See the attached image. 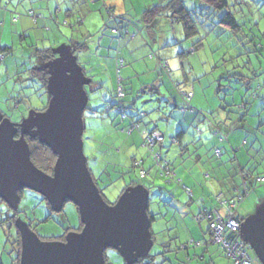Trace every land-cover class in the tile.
<instances>
[{
  "label": "rangeland",
  "instance_id": "rangeland-1",
  "mask_svg": "<svg viewBox=\"0 0 264 264\" xmlns=\"http://www.w3.org/2000/svg\"><path fill=\"white\" fill-rule=\"evenodd\" d=\"M12 1L14 3L10 9L13 10L15 7L24 14L25 10L29 8L27 7L30 5L29 1H31L32 8L39 6L36 0H23L21 3H18L17 0ZM102 1L95 0L100 9L103 6ZM183 1L187 8L196 5L198 12L210 17L203 24L197 25L200 32L205 33L202 47L194 53L183 56L179 53L188 50L192 40L184 39L183 29L178 22H169L164 17L156 18L150 32L147 34L145 31L143 32L145 37L138 32L136 38L132 35H123L122 41L120 40L122 35L111 33L112 27L116 28L120 25L118 17L110 19L106 25L101 24L104 20L103 17H106L105 7L100 10L101 12L93 10L91 14H88L83 26L77 25L71 28L63 20L62 17L65 16H61L59 12L55 14L61 22L58 23L54 18V21L50 20L48 27V24L42 25L41 18L36 17L39 19L37 24L33 23L31 18L32 21L28 22L25 27L26 31L17 34L11 32L12 26L9 21L3 34L1 33L0 46H8L12 50L8 53L0 52V114L13 122L20 121L27 116L30 110L41 109L46 104L47 94L42 90L37 77H30L34 76L35 65L42 61V55L36 50L50 48L53 50L54 56L58 57L62 47L68 45V35L76 40L82 33H85L86 36H90L87 33L92 34L88 38V40L91 39L90 50L81 52L79 59L83 63L89 62L88 65L83 64L87 73L93 74V80L103 83L104 87L94 92H88L87 108L84 111L86 116L84 125L87 129L82 135L83 153L87 158H96L95 165L94 160L88 162L96 176L97 170L99 172V169L103 168L101 164L109 162V175L104 173L102 178L98 179L105 198L109 202H114L117 199L121 189L126 187L123 177L128 181L130 176L131 180L150 187L148 211L154 214L150 230L155 239L150 255L154 256V264H234L217 243L203 244V240H209L207 221L203 219L198 225L194 217L192 219L191 213L195 210L196 205L186 204L189 195L181 186L193 190L194 204H196L199 195L206 197L208 188L209 191L213 189L207 183L213 182L217 187L220 186L222 190H227V193L232 195L239 186V175L235 172L236 164L230 162V158L225 161L226 154H223L221 159L215 158L210 152L209 146L206 147V145H202L203 148L198 149V155L193 153V150L201 144L194 128L203 117L221 126L223 130L229 126L228 122H225V118L236 114V111H233L234 107H228V112L224 110L225 107L220 108L224 106V103L238 105L247 102L248 111L255 103L249 113L252 116L245 115V120L252 126V129H247V132L243 133V138L247 139L248 144L244 145L241 140L239 141L242 150L237 154V157L240 158L252 146L255 148L260 144L264 145V107H256L258 104L256 101L261 94L253 99L250 97V92L256 83L261 85V90H264V0H243L242 4L230 7L236 12L235 16L238 22L240 24L245 22V26L242 27L245 36L231 35L230 31L221 25L214 26L212 24V22H217L223 11L203 9L204 6L200 0ZM163 2V0H109L105 3L106 7L114 8L115 14L126 13L120 17L128 20L130 25L140 26L142 24L141 12L145 8ZM95 14L96 16H94ZM194 17L197 21L202 19L196 15ZM86 28L90 32L86 33ZM127 30L130 33L135 31L130 26ZM137 31H139L138 28ZM5 39L10 42L3 43ZM97 42L99 43L98 47ZM254 46L260 49V52H253ZM165 60L169 68L168 71L162 70L159 66V62ZM118 61H121V64ZM234 74H243L247 78L244 81L238 80ZM126 78L129 79L120 85L124 89L127 88L123 100L127 103L133 101L132 112H135L136 115H144L140 127L133 129L132 133H129L128 130L120 131V133L115 127H113L115 131L106 130L104 121L107 119L101 118L99 115H105L103 110L109 106V101L117 100L112 97V93L116 90L119 80ZM175 83H181L179 87L181 91H193L194 96L190 99L192 110L180 111L182 100L177 94V88L174 87ZM92 110L95 111L92 112ZM111 112V118L116 126L120 129L124 127V122L121 119L122 112H118L117 109H112ZM123 112L127 114L131 110ZM238 116L239 114L235 117ZM154 125L158 126V130L165 134L166 141H163L165 146L161 147V153L172 161L175 179L179 180V184L173 181L171 184H167L166 177L159 173L154 165L148 168L146 178L142 180L137 173L140 167L135 168L134 171L129 168V159L133 154L145 156L144 168L146 170V167L152 164L149 152L142 144L140 130L151 129ZM199 126L202 128L200 123ZM181 128L184 130V141L190 142L188 150L183 152L179 151L183 141L180 145L169 142L171 136ZM201 128L200 130H202ZM258 128L260 130L254 136ZM127 133L131 139L136 141V144L131 140L126 142L125 134ZM109 140L114 141V148L110 151V155L101 152ZM120 145L123 149L118 151ZM256 160H260L257 172L264 175V161L261 163L260 158ZM111 163L116 165L111 166ZM128 169L130 171L126 173ZM216 169L225 171L224 177L219 175H215V177L213 173ZM123 172L124 175H122ZM205 174L211 178L205 179ZM253 179L255 180V176ZM18 194L20 200L16 208L17 218L28 223L31 230L42 240L65 236L68 232H75L79 228L78 211L72 202H65L60 212H53L38 193L23 188ZM263 200L264 182H259L257 179L250 192L238 203V215L244 218L253 213L256 206ZM9 214L7 205L1 203L0 217L5 218ZM48 216L49 218L44 221ZM188 221L189 224H185ZM66 228L70 229L66 232ZM14 233L13 228L7 230V225L3 228L0 227V262L2 264H13L14 249L17 248L13 241ZM190 240L199 241L200 245L190 244L186 249L180 248L181 243H187ZM164 242H167L170 252L162 255L159 253L163 250ZM175 246L180 249L176 250ZM186 250L190 251V257L186 256ZM104 253L110 264H124L123 258L116 250L107 248Z\"/></svg>",
  "mask_w": 264,
  "mask_h": 264
},
{
  "label": "water",
  "instance_id": "water-1",
  "mask_svg": "<svg viewBox=\"0 0 264 264\" xmlns=\"http://www.w3.org/2000/svg\"><path fill=\"white\" fill-rule=\"evenodd\" d=\"M61 50L46 64L45 108L30 110L18 122L0 114V199L16 210L18 190L27 188L41 195L53 212L70 201L82 227L63 240H42L17 219L19 264H106L107 248L116 250L124 264H135L147 259L153 246L149 191L135 184L126 186L112 203L102 197L83 153L82 114L90 79L76 56L67 48ZM25 137L36 138L56 155L51 174L33 164ZM239 235L264 264V200L241 220Z\"/></svg>",
  "mask_w": 264,
  "mask_h": 264
},
{
  "label": "trees",
  "instance_id": "trees-1",
  "mask_svg": "<svg viewBox=\"0 0 264 264\" xmlns=\"http://www.w3.org/2000/svg\"><path fill=\"white\" fill-rule=\"evenodd\" d=\"M22 1L23 0H20L19 3H21ZM39 1H41V0H39ZM163 1L164 2L162 4L158 3L156 5H153V6H150L148 8H145L141 12V14H140V20L147 26L146 27L147 30L148 29L150 30L154 26L155 20H156L157 17H164L169 22H178L181 25L182 29H183L184 39H186L187 41L192 40L189 49L186 50V51L180 52L179 55H182L183 56L185 54H189V53L196 52L197 49H199L200 47H202L203 38L205 36V33L204 34L201 33L200 32V28L197 25L203 24L204 21L205 20H209L210 17L207 16V15H204L202 12H198L196 5H194L191 8H187L185 6V3H184L183 0H163ZM200 1L203 4L202 6H204V7H202L203 9L206 8V10L207 9H210L212 11H217V10L218 11H223V13L218 17L217 22H214V23L212 22V24L214 26L217 25V24L218 25H221L223 28L229 30L231 35L241 34V35L245 36V34L242 31V27L245 26V22H243V23L240 24L238 22V19L235 16L236 12H234L233 10L230 9L231 6L242 4L243 0H200ZM236 2H237V4H236ZM29 3H30V5H28L27 7H29L30 10L29 9L25 10V14L23 12H16L15 11V15L12 17L13 18V21L18 20L19 17L21 16V14H23V15H27L30 18L34 19V22L36 23L37 19H36V15L34 14L33 10L31 9L32 8L31 1H29ZM1 5L2 4L0 3V7H1ZM2 7L5 8V4L2 5ZM210 10H208V11H210ZM238 11L240 12V10H238ZM70 12H71L70 9L62 10V15L65 14V15L68 16L70 14ZM55 13H57V12H55V10H53L51 12V14H50V15H52L51 17L53 19L55 18V15H56ZM107 13H108V15H114V13H113V11H112L111 8L109 9V11L106 12V14ZM195 15L201 17L202 19L200 21H197V19L194 17ZM75 20L76 21L73 22L72 24L68 22L67 25H70V28L73 27V26L81 25L82 18L79 17V18H77ZM127 24H130V23L125 22V25H123L121 28H117V27L114 28V27H112L111 28V33L112 34H120L122 36L123 35H129L128 34L129 31L127 30V28L129 26ZM87 34L90 35V36L92 35V34H89V33H87ZM90 36H83L79 40H75V41L72 40L70 38V36H68L67 37L68 38V41H67L68 45L67 46L64 45V47H62V48L69 49L76 56L77 62H78L80 60L79 58L81 56L80 55L81 52L83 53V52H85V50L89 49V45H88L87 42H88V38ZM11 50H12L11 47H8V46L1 47L0 46V52L1 53L2 52L8 53V52H11ZM36 51H38L42 55V61L38 65H35V69L33 71L34 76L31 75L30 77L31 78H35V76L37 77V81L41 85L42 90H44V93L47 94V101H48L49 94L46 91V80H47V77H48V72H47L46 64H47V62L50 59L54 58L55 56L53 54V50L50 49V48L39 49V50H36ZM252 51L253 52H260V49H258V48H256L254 46V48L252 49ZM159 66H160V63H159ZM161 69L162 70H165V71H168L169 68H165V69L164 68H161ZM28 70H31V69H28ZM82 70H83L84 74L90 79L88 85L85 86V89L87 91V95H88V92H94V91L100 90V89H102L104 87V84L103 83L97 82V81H94L93 80V76L94 75L93 74H90V73L88 74L87 71H86V68L82 67ZM254 74H256V73H254ZM234 76H236V78L238 80H243V81L247 78V76H244L243 74H234ZM128 79L129 78L119 80V82H118V84H117V86L115 88L116 90H114V93H112V97L117 98V100H115V101H109L107 99V102L109 101L110 104H109V106L107 108H105L103 110V114H105V115H99V117L104 118V119H107V118H111L112 117L111 116L112 115V112H111L112 109H117L118 112H120V113L122 112L121 114H123L124 117L122 118V116H121V119L124 122V127H122L120 129L114 123L113 118H111V120H110L111 123H113L112 124V128L115 127V129L116 130H119V132L120 131H124V130H129L132 127L133 123L134 124L137 123L138 125H140L141 119H142V114L136 115L135 112H132V109L134 107L133 106V101H130L129 103H127V102H125L123 100V98H124V96L126 94L125 91L127 90V88L124 89L123 86H120V85H123L122 82H125ZM128 83H130V81H128ZM180 84L181 83H175L174 84V87L177 88V94L180 97V99L182 100V105L180 107V110L183 111L184 107L187 108V109H191L190 106H189V104H188V102H189L188 100L189 99L186 97V94L188 92H192V94H193V91H190V90H188V91H181V90H179L180 89L179 88L180 87ZM119 87L122 90V96H119V94H118V88ZM152 87L155 88L154 85H152ZM261 88H262L261 85L256 83L253 86V90L250 92V97L252 99L253 98H256L257 96L259 97V92H260ZM224 102H225V100H224ZM46 104H47V102H46ZM46 104H44L41 109H44L45 106H46ZM241 104H242V107H241V109L237 108V113H240V116H241L240 117V121H243L244 118H245V115H247L248 103L247 102H244V103H241ZM235 106H237V104H233V103H231V104H227V103L224 104V107L227 110V112H228V109H227L228 107H235ZM174 107H176V105H174ZM86 108H87V105H86L85 109L83 110V114H82L83 127H84L83 133L87 129L85 127V125H84V118L86 117L84 115V111L86 110ZM33 110H37L38 111L40 109H33ZM124 110H131V112H128V113L126 112L127 114H125L123 112ZM94 111L95 110H92V112H94ZM134 129H139V128H134ZM106 130H109V129L107 128ZM112 130H114V128ZM143 130H145L147 132H150V131H153V130L156 131L153 128H151V129L144 128ZM141 131L142 130H140V134H141V137H142ZM182 133H183V131L176 132V134L173 137L170 138V142H171V140L172 141L179 142V139H180V136H181ZM220 134H223V133H220ZM223 136H225V135H223ZM25 138H26L27 143H28V146H29V152H30L29 155H30V159L33 162V164L37 168H39L40 170H42L43 172L48 173V174H51L52 173L53 164H54V161L56 159V155L45 144L38 142V140L36 138H33V139H30V138H27V137H25ZM163 140H164V138L162 139V141L155 143V145H157L156 148H160ZM109 141L111 142V143L110 142L109 143L111 145H113L114 141L113 140H109ZM142 143H143V137H142ZM244 143H245V139L242 140V144H244ZM147 151L149 152V156H150V158L152 160V162H151L152 164H150L149 167H146L147 170L146 169H144V170L145 171H148V168H150L152 165H154L157 168V171H159V173H161L162 170L156 164V160H155V158H153L154 156H153L152 152L149 151L148 149H147ZM101 152H103V150ZM107 154L110 155V153H107ZM217 157H219V156H217ZM89 160H94V165H95V163L97 162L96 161V158L95 157L94 158H92V157L91 158H87L86 157L87 167L89 168V171L91 173V176L93 178V181L97 185V187L99 189V192L101 193L102 197L108 203H112V202H109L105 198V196L103 194V188H101L99 186V184H98V181H99L98 179L102 178V175L104 173H106L107 175H109L108 174V172H109L108 171V163L109 162L108 163L103 162L101 164L103 166V168L101 167V169H99V172L97 170V176H96L94 174V172H93V169L90 168L89 165H88ZM130 161H131V164L129 165V168L132 171H134L135 168H139V167H141L143 165V163L141 161L136 162V160H135V158L133 156L130 158ZM230 161L232 163L236 164L235 171H236V174L238 173L239 174V177H240V182H239L238 190L236 189L237 190L236 191L237 193H236L235 196H237L238 194H244V193L247 195L250 192L251 188L254 186L251 182H254L255 183L256 180L258 179V177H255V180L253 179L254 177L251 179V177L253 176V172L250 171L247 168H241V166H239V161L236 158L235 154H233V158L230 159ZM143 162H144V160H143ZM110 165L111 166H114L116 164L115 163H111ZM168 168H169V170L172 173H174L172 161H170V160H168ZM130 169H128V171L126 173H129ZM119 173H121V172H119ZM122 175H124V172H123ZM139 178L141 180L142 179H145L146 178V175L144 177H142V178L141 177H139ZM172 181L173 182H176V183L178 182L177 180L175 181L174 175L172 176V178H165V182L167 184H171ZM243 181H246V183H247L246 188L243 187ZM123 182L125 183L126 186L127 185H135V184H138L139 183V182H137L135 180H131L130 176H129V180L128 181L125 180L124 177H123ZM142 185L145 188H147L148 191L150 190V187H148V186H146L144 184H142ZM183 187L185 188V186H183ZM123 189L124 188L121 189L120 193L123 191ZM19 191L20 190H18V193H19ZM222 194H225L224 191H222ZM210 196H211V194L209 193L208 198ZM43 200H45V199L43 198ZM148 200H149V198H148ZM197 200H196V202H197ZM1 203H4V201L2 199H0V204ZM46 204L48 205L47 202H46ZM6 205H7V209L9 208V209L13 210L8 204H6ZM148 207H149V202H148ZM197 209H198V207H197ZM147 211H148V209H147ZM13 212H17V210H13ZM148 215H149L150 221L152 222L154 220V214H151L148 211ZM48 218H49V216L47 218H45L44 221H46ZM10 219L11 218H8V217L7 218L6 217L5 218L0 217V227L3 228L5 225L9 226L10 223L8 224V222L10 221ZM242 219L243 218H241V220ZM81 227H82V224L80 222V226H79V228L76 231H79ZM69 229L70 228H66V232ZM7 230L9 231L8 227H7ZM14 234L15 235H14L13 241H15V243L17 245V248H15L16 249L15 250V256H14V259L12 260V263H16L17 264L19 262V254H20V239H19V233H18V230L17 229L15 230V233ZM48 239H50V240H63L64 239V235L63 236H56V237H52V238H48ZM152 239H153V245H154L155 239H154L153 234H152ZM13 241H12V243H13ZM162 246H163V250L159 254L164 255L167 252H170V248H168L167 243L164 242L162 244ZM175 247H176V250H178V246H175ZM104 257H105L106 264H110L108 262L106 256H105V253H104ZM153 257L154 256L150 255V253H149V257L147 259L138 260V262H136L135 264H149V263L154 264ZM0 264H2V263L0 262Z\"/></svg>",
  "mask_w": 264,
  "mask_h": 264
},
{
  "label": "crops",
  "instance_id": "crops-1",
  "mask_svg": "<svg viewBox=\"0 0 264 264\" xmlns=\"http://www.w3.org/2000/svg\"><path fill=\"white\" fill-rule=\"evenodd\" d=\"M19 1L17 0L18 3H19ZM36 1L38 2V5L39 6H37V8H31V9L33 10V12L36 15V17H38L39 19L40 18L42 19V23H43L42 25L48 24V27H49L50 20H53V18L51 17L52 15H50L53 8H55V12H59V13H61V16H63V15L65 16V17H62V18H63L64 21H66V24H68V22L69 23L75 22L76 21L75 19H77L79 17L82 18V20H81L82 21V23H81L82 26L85 24V21L87 20V15L88 14H91V12L93 10H95V11H98L99 10V12H101L100 10L105 7L106 12L109 11L110 8L112 9L113 13L115 11L114 8L111 7V6L106 7V3L105 2H108L109 0H103L102 1V3H103L102 5L103 6L101 7V9L98 7V5H96L95 0H41V1L36 0ZM0 3L2 5L5 4V8H3L2 5L0 7V44H1V42H2V35H1V33L3 34L4 30L7 27V23L9 21H10L9 23L12 26L11 32L17 34L19 32L26 31L25 27H27L28 22H31L32 20H31V18L29 16L21 14V16L19 17L18 20L13 21V18L12 17L15 15V11L16 12H19V10L17 8H15V7L13 8V10H11L12 9L11 8V5L14 3V1H12V0H0ZM25 3L27 4L28 2H25ZM44 3H45V5H44ZM67 9H70V11H71L70 14L68 16L65 15V14L62 15V10H67ZM114 15H108V13H107L106 14V17L105 16L103 17L104 20H103V22H101V24H105V25L108 24L110 22V19H114V17L115 18L116 17L120 18L119 21H118V23H120V25H118L117 28H121L123 25H125V22H128V20L122 19L123 17H120V15L121 16L126 15V13H121V14H115L114 13ZM94 16H96V14ZM39 19H37L36 24L38 23V20ZM55 20L58 23L60 21L57 15H55ZM33 23H35L34 22V19H33ZM127 25L130 26V27H132L135 30L133 33L128 32V34L130 36L132 35V37L134 36V38L137 37L136 34L138 32L140 33V35H143L144 37H145V35L143 33L144 31H145V34H147V32H150L149 29L148 30L146 29L147 26L143 22H142V24L140 26H137V24H135L133 26L130 25V24H127ZM137 28L139 29V31H137ZM85 30H86L85 31L86 33L87 32H90V30H88L87 28ZM83 36H86V34L85 33H82V35H79V39L82 38ZM70 38L75 41V39L72 36ZM123 38H124V36L121 37L120 40L122 41ZM134 38H132V39H134ZM79 39H76V40H79ZM137 40L139 41L138 38H137ZM90 41H91V39L88 40V42H87L88 45H89V42ZM121 41H119V42H121ZM96 45L98 47L99 43L97 42ZM89 50H90V46H89ZM115 57L117 59V56H115ZM165 62H166V60L159 62L161 68H163L161 64L162 63H165ZM83 64H87L88 65L89 62L88 61H85V63H83V62H81L79 60V65H81V67H84ZM126 77H128V76H126ZM263 91L264 90H260L261 93L259 92V95L261 94V96L256 101V102H258V104L256 106L257 108L258 107H264V98H262V97H264ZM193 96H194V94L192 95V97ZM190 99L188 100L189 101L188 102L189 106H190ZM254 106H255V103H253L251 105L250 110L247 111V117L252 116L249 113L254 108ZM223 107L224 106H222L220 108H223ZM241 107H242V104H238L237 106L234 107V109L232 108L233 111L234 110L236 111V114L230 115L231 117L227 116L225 118V122H228V124H229V126L226 127L227 128L226 130H223L221 128V126H218L217 124L213 123L210 119L207 120L206 117H203L202 120H200L198 122V124H196L197 126H195V128H194V132L198 136L201 144H200L199 147H197V148H195L193 150V153H194V155L195 154L198 155V153H199V150L198 149L203 148L202 145H204V146L206 145V147L209 146L210 152L216 158L217 156H215L214 151H215L216 148H220L221 155L219 157H217V158H220L221 159V157L223 156V154H226L227 159H225V161H227V160H229V158L232 159L233 158V154H235L236 158L239 161V166H241V168H247V169H249L250 171L253 172V176L251 177V179L254 176L255 177H257V176L262 177L264 175H262L261 173H258L257 172V169L260 166V163L258 164V162L260 160H256V159L260 158L262 160L261 163H263V161H264V158H263L264 157V145L263 144H260L258 147H255V148H254V146H252L248 150L245 149L246 150L245 151V154L243 153L242 156H240V158L237 157L238 156L237 154L242 150V147L240 146L242 140L245 139L244 145H247L248 144L247 139L245 137L243 138V133L245 134V132H247L246 131L247 129H252V126L245 120V118H244L243 121H240V117L241 116H240V113H237V108L241 109ZM190 110H192V109H190ZM224 110L227 112L226 109H224ZM185 111H187V108L184 107L183 111H181V112H185ZM237 114H239V116L238 117H235ZM142 116H144V115H142ZM257 116H259V115H257ZM230 118H232V119H230ZM228 119H230V120H228ZM107 120L104 121L105 122V125H104L105 126V129H107V128L108 129H113L112 128V123L110 121V118H107ZM199 123L202 126V128L199 126ZM199 127L202 130H200ZM151 128H153L156 131H158L159 133H161L163 135V138H164L163 141H166L165 134L163 132H161L160 130H158L159 129L158 126L154 125ZM256 128H257V126H256ZM259 130L260 129L258 128V130L254 134V136L257 135V133H258ZM179 131H183V133L180 136L179 142L172 141V140L170 142V139H169V142L171 144H179L180 145V143L183 141L184 143L181 144L180 147H179L180 148L179 151L183 152L184 150H188V148H189L188 146H189L190 142L184 141V130L181 128ZM129 133H132V131L129 132ZM129 133L125 134V136L127 137L126 138V142H129L131 140L132 143L136 144V141L134 139H131L130 138ZM220 133H223V135H225V137H226L225 140H220V138H219L220 137ZM253 133H254V130H253ZM173 136L174 135H172L171 137H173ZM141 139H142V137H141ZM240 140H241V142H240V145H239V141ZM109 142H107L106 145L104 144L105 147L102 148L103 153H110V151L114 148V146L110 144L111 142L110 143ZM196 142H197V140H196ZM162 143L163 144H161L160 148H156L157 145H154L153 146V150H154V152L158 153L163 158H166L167 161H168L170 159L166 155H164V154L161 153V147L162 146H165L164 142H162ZM166 144L168 146V143L167 142H166ZM122 149H123L122 148V145H120L119 148H118V151L119 150H122ZM155 149H156V151H155ZM132 156L135 158L136 162L141 161L143 163V165L140 168L145 169L144 168V163H145V159L144 158H145V156L142 157V155L139 156V155H136V154H133ZM143 160H144V162H143ZM129 162L131 164L130 159H129ZM137 173H138V177H140L139 176V171H137ZM227 174H228V172L226 173V176H227ZM173 175H174V179H175V173H173ZM213 175L214 176L215 175H219L221 177H224L225 171H223L222 169L218 171L216 169V171L214 170ZM210 178H211V176H209L208 174H205V179H210ZM239 179H240V177H239ZM175 181H176V179H175ZM177 181L179 182L178 179H177ZM178 182H177V184H179ZM251 183L253 185H255L254 182H251ZM138 184H140V183H138ZM207 184L208 185H211V187L213 189L209 191V188H208V191L206 192V197L205 196H201V195L198 196L199 197L198 199H200V198L203 199V202H202L201 206L202 207H205V208H208V209H212V210H218L219 211V214L220 215H223V209H222L221 204L219 203V201L233 199L234 196L237 193L236 191L238 190V187L236 188L237 190L236 189L234 190V194L232 195V194L227 193V190H222V188L220 186L217 187L213 182H210V183H207ZM181 187L186 192L185 188H187V187H185V188L183 186H181ZM189 190L191 191V193L193 195V190H191V189H189ZM222 191H224L226 194H222ZM149 192H150V190H149ZM209 193L211 194V196L208 198ZM216 196H219V201L216 199ZM188 197H189V199L186 200L187 201L186 204H190L191 205L193 203V205H196V204H194L195 202H194L192 196H188ZM197 212H198V209H197V205H196L195 206V210L191 213L192 219H193V217L195 219V215L197 214ZM237 216L241 219V217L238 215V206H237ZM196 222H197L198 225L201 224V221H199V222L196 221ZM185 224H189V221L187 223H185ZM203 241H206V240H203ZM165 243H167V242H165ZM186 256L187 257H190V251L189 250H186ZM195 256L197 257V255H195Z\"/></svg>",
  "mask_w": 264,
  "mask_h": 264
},
{
  "label": "built area",
  "instance_id": "built-area-1",
  "mask_svg": "<svg viewBox=\"0 0 264 264\" xmlns=\"http://www.w3.org/2000/svg\"><path fill=\"white\" fill-rule=\"evenodd\" d=\"M1 58V56H0ZM121 64V61H118ZM162 67L168 68L167 62L161 64ZM119 96H122V90L118 88ZM192 92H188L186 97L190 99L192 97ZM124 115H122V118ZM134 128H139V125L136 123L128 130L132 131ZM143 137V145L152 152L153 158L156 160V164L161 168V174L166 178H172L173 173L168 168V161L166 158L161 157L158 153L154 152L153 146L156 142H160L163 139V136L158 131L147 132L145 130L141 131ZM226 137L223 134H220V140H225ZM216 156L221 155L220 148H216L214 151ZM147 174V172L140 168L139 176L142 178ZM258 181L264 182V176L258 178ZM246 181H243V187L246 188ZM186 193L191 196L192 193L188 188H185ZM246 194H238L231 200H221L219 201V196H216V199L221 204L223 209V215L219 214L218 210H212L205 207H202L201 204L203 199L200 198L197 200L196 205L198 207V212L195 215L196 221H202L203 219L207 221V231L209 235V240L204 241L203 244L207 245L208 243H217L225 252V254L230 257L234 264H261L254 253L251 251L249 244L246 243L239 235V228L241 219L237 216V206L243 197ZM194 244L196 246L200 245V242L190 240L187 243H181L180 248L186 249L188 245ZM178 247V250L180 249ZM152 264V263H149Z\"/></svg>",
  "mask_w": 264,
  "mask_h": 264
},
{
  "label": "flooded vegetation",
  "instance_id": "flooded-vegetation-1",
  "mask_svg": "<svg viewBox=\"0 0 264 264\" xmlns=\"http://www.w3.org/2000/svg\"><path fill=\"white\" fill-rule=\"evenodd\" d=\"M40 110H43V109H40ZM21 120V119H20ZM15 122H18V121H15ZM16 137V136H15ZM28 138V137H27ZM5 203V202H4ZM9 209V208H8ZM9 212H10V214H9V216H8V218H11L10 219V221L8 222V224L10 223V225L9 226H7L8 227V229L10 230L11 228H13L14 229V231L17 229L16 228V226H15V221L18 219L17 218V215H16V213L17 212H13V210H11V209H9ZM6 218H7V216H6ZM28 226H29V228L31 229V226L28 224V223H26ZM19 233V232H18ZM15 235V234H14ZM12 244V243H11ZM14 250H16V249H14ZM13 264H16V263H13ZM17 264H19V262L17 263Z\"/></svg>",
  "mask_w": 264,
  "mask_h": 264
},
{
  "label": "snow or ice",
  "instance_id": "snow-or-ice-1",
  "mask_svg": "<svg viewBox=\"0 0 264 264\" xmlns=\"http://www.w3.org/2000/svg\"><path fill=\"white\" fill-rule=\"evenodd\" d=\"M10 41L8 40V39H5V40H3V43H5V44H7V43H9ZM0 195H2V194H0Z\"/></svg>",
  "mask_w": 264,
  "mask_h": 264
}]
</instances>
